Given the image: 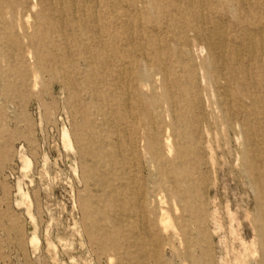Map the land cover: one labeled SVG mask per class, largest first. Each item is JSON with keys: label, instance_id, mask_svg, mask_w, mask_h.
<instances>
[{"label": "bare ground", "instance_id": "bare-ground-1", "mask_svg": "<svg viewBox=\"0 0 264 264\" xmlns=\"http://www.w3.org/2000/svg\"><path fill=\"white\" fill-rule=\"evenodd\" d=\"M5 1L0 18L13 21L15 6L34 12L24 30L33 36L37 69L49 60L65 75L80 116L73 134L86 156L84 179L95 186L82 221L89 239L99 233L128 255L133 248L159 252L164 244L172 251L179 240L187 264H211L200 170L221 131L219 118L203 108L187 46L197 41L207 49L202 67L221 120L244 140L236 158L264 186V0H10L6 13ZM0 35L14 62L18 31L0 25ZM260 196L253 221L257 264H264V189ZM194 246L204 248L196 255Z\"/></svg>", "mask_w": 264, "mask_h": 264}, {"label": "rangeland", "instance_id": "rangeland-1", "mask_svg": "<svg viewBox=\"0 0 264 264\" xmlns=\"http://www.w3.org/2000/svg\"><path fill=\"white\" fill-rule=\"evenodd\" d=\"M10 2L1 3L3 12L10 10ZM234 11L230 8L227 17L235 19ZM33 16L34 12L15 6L13 21L10 14L0 18V25H14L21 37L13 62L0 35V264H187V249L179 240L172 251L164 244L159 252L153 247L145 253L133 248L128 255L111 249L110 241L99 233L97 241L89 239L82 221L95 186L84 179L86 156L73 134L81 119L70 105L65 75L49 60L37 69L33 36L24 30ZM57 36L54 31L50 38ZM187 49L197 66L203 108L219 118L221 131L214 150L204 156L209 163L200 170L205 177V246L211 264H257L259 239L253 220L259 217L264 186L236 158L244 140L221 120L213 98L215 87L202 67L209 60L207 49L197 41ZM141 162V176L148 182L145 160ZM33 236L37 244L31 242ZM203 248L192 249L197 255Z\"/></svg>", "mask_w": 264, "mask_h": 264}]
</instances>
